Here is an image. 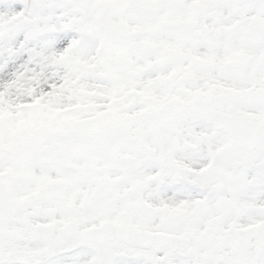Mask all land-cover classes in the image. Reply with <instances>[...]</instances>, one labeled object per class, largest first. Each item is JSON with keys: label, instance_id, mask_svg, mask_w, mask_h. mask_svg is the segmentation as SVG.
I'll return each mask as SVG.
<instances>
[{"label": "snow or ice", "instance_id": "snow-or-ice-1", "mask_svg": "<svg viewBox=\"0 0 264 264\" xmlns=\"http://www.w3.org/2000/svg\"><path fill=\"white\" fill-rule=\"evenodd\" d=\"M0 264H264V0H0Z\"/></svg>", "mask_w": 264, "mask_h": 264}]
</instances>
